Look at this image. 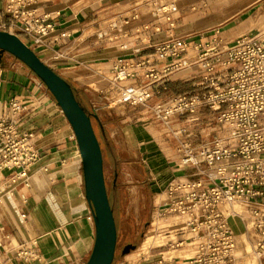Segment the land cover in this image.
<instances>
[{"label": "crops", "instance_id": "crops-1", "mask_svg": "<svg viewBox=\"0 0 264 264\" xmlns=\"http://www.w3.org/2000/svg\"><path fill=\"white\" fill-rule=\"evenodd\" d=\"M173 1L178 11L168 22L157 10ZM27 2L28 9L52 15L57 30L70 34L60 41L49 39L48 48L35 52L70 84L81 106L96 117L104 176L105 161L109 162L110 186L107 190L114 218L117 216L124 221L129 217L137 223L135 211L139 200L132 204L127 201V195L145 191L151 199L149 208L153 214L155 206L165 199L167 183L184 176L191 169L175 168L177 146L171 143L161 125L145 116L143 111L117 106L100 108L96 115L93 114V104L84 92V85L103 87L113 74L116 60L132 61L144 56L147 53L145 46L167 40L169 33L181 36L219 28L226 43L242 36L261 34L264 31V0ZM6 4L7 0H0V20L5 17ZM117 21L122 22V27L112 29V24ZM155 28L159 30L155 31ZM123 32L126 36H119ZM260 42L264 46L261 35ZM124 45H127L126 49H123ZM135 48H140L141 52L132 55ZM54 55L59 57L54 59ZM202 73L196 70L192 76L184 73L172 78L164 98L177 93L186 82ZM12 101H18L23 109L18 129L34 135L40 157L30 169L29 188L19 187L14 198L5 200L1 207L13 240L10 251L2 257L0 264H83L92 251L95 228L94 222L87 219L91 207L85 197L75 136L56 101L37 76L11 55L3 54L0 60L1 114L8 112ZM196 117L198 120L193 123H182L193 135L189 140L191 143L210 146L214 136L227 137L228 133L214 123L205 108H200ZM261 120L264 121V113ZM233 211L235 216L228 219V224L236 244L235 264H264V260L254 254L256 232L250 221L252 209L237 201ZM170 222L169 219L163 223L169 226L173 223ZM163 232L160 240L155 238L157 235L148 238L153 241L147 248L144 241L140 254H122L123 260L118 264L148 263L158 259L174 264L187 260L191 253L186 241L189 236L181 231L164 236ZM181 240L185 242L182 247H173ZM33 241L36 242L39 260H16L15 249ZM169 243L172 249L168 247Z\"/></svg>", "mask_w": 264, "mask_h": 264}, {"label": "built area", "instance_id": "built-area-1", "mask_svg": "<svg viewBox=\"0 0 264 264\" xmlns=\"http://www.w3.org/2000/svg\"><path fill=\"white\" fill-rule=\"evenodd\" d=\"M28 4L27 0H7L0 31L16 35L34 52L48 48L49 39L70 37L66 31L57 30L52 15L30 10ZM177 11L173 1L159 7L157 13L170 22ZM121 27L120 21L112 24V29ZM260 35L264 37V31L226 43L219 28L181 36L169 33L167 40L145 46L144 56L116 60L113 74L103 87L84 85L95 115L100 108H143V114L159 123L177 146L175 168L191 169L167 183L165 199L155 206L150 223L152 227L156 218L162 222L174 219L163 235L181 231L189 236L190 257L174 264H235L236 244L228 219L235 216L233 205L237 201L252 209L254 254L264 260V127L260 122L264 113V46ZM119 36H126V32ZM140 52L135 48L131 54ZM58 57L54 55V59ZM196 70L203 73L164 98L172 78L184 73L192 76ZM154 97L162 99L147 107ZM200 108L224 128L226 138L214 136L210 146L189 141L193 135L182 123L197 121ZM22 113L18 101L10 103L7 113H0V260L10 251L13 240L1 207L5 200L14 198L19 187L29 188L30 169L40 157L34 135L18 129ZM87 219L94 221L92 210ZM184 244L177 241L173 247ZM168 247L172 249L170 243ZM14 258L39 260L36 242L19 245ZM135 264L166 263L158 259Z\"/></svg>", "mask_w": 264, "mask_h": 264}, {"label": "water", "instance_id": "water-1", "mask_svg": "<svg viewBox=\"0 0 264 264\" xmlns=\"http://www.w3.org/2000/svg\"><path fill=\"white\" fill-rule=\"evenodd\" d=\"M3 54L11 55L37 76L56 101L75 136L83 170L85 197L93 212L95 228L93 248L83 264H113L117 229L108 198L102 150L92 116L76 100L65 79L44 63L19 37L0 31V60ZM134 248L131 244L126 245L122 254H128Z\"/></svg>", "mask_w": 264, "mask_h": 264}, {"label": "rangeland", "instance_id": "rangeland-1", "mask_svg": "<svg viewBox=\"0 0 264 264\" xmlns=\"http://www.w3.org/2000/svg\"><path fill=\"white\" fill-rule=\"evenodd\" d=\"M264 13V11H262ZM175 90V89H173ZM162 97H154L150 99L147 102V107L153 106L156 102L161 100ZM139 112L143 111V108L138 109ZM261 125L264 127V121L261 120ZM94 130L95 133L98 135L99 131L96 127V124H94ZM226 135V134H225ZM100 139V136H98ZM105 181L106 186H110V173H109V162L105 161ZM128 200L130 203L133 204L134 200H139L138 205H136L137 210L136 215L138 216L137 223H135L132 219L128 217L127 220H121L120 218L115 217V223H116V229H117V244H116V251H115V258L113 261V264L121 263L123 260V249L126 245H133L135 248L134 250L129 251V254H140L142 251V245L143 242L148 240L151 236H155L158 240H160L161 233L166 229V225L162 221H158V219H154L155 222L152 227H150V223L152 222V213L150 211L151 199L148 197L147 193L145 191L139 190L137 193L134 194H128ZM133 212V209H131ZM154 212V211H153ZM170 223L173 222V220L170 219ZM150 240L149 242H152ZM151 243L144 244V247H148ZM126 255V254H125ZM141 257V255H140ZM142 258V257H141ZM143 259V258H142Z\"/></svg>", "mask_w": 264, "mask_h": 264}, {"label": "trees", "instance_id": "trees-1", "mask_svg": "<svg viewBox=\"0 0 264 264\" xmlns=\"http://www.w3.org/2000/svg\"><path fill=\"white\" fill-rule=\"evenodd\" d=\"M72 88V87H71ZM72 90H73V93H74V95H75V98H76V100L79 102V100H78V97H77V95H76V92L74 91V89L72 88ZM80 103V102H79ZM81 105V104H80ZM86 110V109H85ZM86 112L89 114V115H91L87 110H86ZM92 116V115H91ZM96 118H94L93 116H92V124H93V127H94V124H96ZM96 136H97V134H96ZM97 138H98V136H97ZM98 140H99V138H98ZM99 143H100V140H99ZM100 146H101V144H100ZM101 150H102V148H101ZM108 189V188H107ZM107 192H108V190H107ZM108 198H109V202H110V205H111V208H112V210H113V214H114V209H113V206H112V203H111V200H110V197H109V193H108Z\"/></svg>", "mask_w": 264, "mask_h": 264}, {"label": "bare ground", "instance_id": "bare-ground-1", "mask_svg": "<svg viewBox=\"0 0 264 264\" xmlns=\"http://www.w3.org/2000/svg\"><path fill=\"white\" fill-rule=\"evenodd\" d=\"M149 241H150V240H149ZM149 241H148V240H146V241H145V244H146V243H149ZM177 258H178V257H177Z\"/></svg>", "mask_w": 264, "mask_h": 264}]
</instances>
